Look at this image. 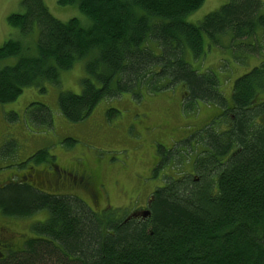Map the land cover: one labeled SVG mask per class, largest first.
Listing matches in <instances>:
<instances>
[{"label": "trees", "instance_id": "1", "mask_svg": "<svg viewBox=\"0 0 264 264\" xmlns=\"http://www.w3.org/2000/svg\"><path fill=\"white\" fill-rule=\"evenodd\" d=\"M204 1L57 0L77 5L92 22L83 25L77 18L58 20L43 0H23L25 12L9 17L25 38L37 29L38 40H8L0 48V59H18L0 69V104L16 101L31 87L46 93L49 84H61L62 72L84 61L81 94L59 95L62 120L78 124L101 102L124 95L142 99L179 85L185 111L198 103L221 107L226 130H203L195 147L203 149L196 178H164L149 198L146 219H119L117 210L114 216L93 213L83 200L46 194L17 175L0 189V214L21 219L45 211L49 218L0 264H264V123L258 121L264 104L254 103L264 94V65L236 79L228 108L218 76L200 73L189 62V55L203 58L204 36L217 46L226 34L234 42L253 36L264 27L263 5L231 0L200 24L187 22ZM37 105L44 114L38 126L52 125L48 107ZM39 155L38 163L48 153Z\"/></svg>", "mask_w": 264, "mask_h": 264}, {"label": "rangeland", "instance_id": "2", "mask_svg": "<svg viewBox=\"0 0 264 264\" xmlns=\"http://www.w3.org/2000/svg\"><path fill=\"white\" fill-rule=\"evenodd\" d=\"M22 1L0 0V48L8 40H22L26 43L31 40L36 45L37 29L25 38L18 28L9 23V17L25 12ZM229 1L231 0H205L186 20L195 25L200 24L207 15ZM261 1L264 8V0ZM43 2L58 20L66 22L77 18L83 25L92 24L77 5L62 6L57 0ZM204 40L209 45L207 49L211 50L207 51L204 58L189 59V62L200 73L217 72L221 76L220 89L226 98L230 97L233 83L239 78L237 76L244 70L264 63L262 49L250 50L245 43L241 45L242 48L226 45L227 36L218 42V47H221L218 49H214L217 45L206 36ZM257 51L258 56H247L249 53L257 54ZM17 60V57L0 59V69L14 66ZM84 68L85 62L79 61L71 70L62 72L60 85L49 84L46 93H39L36 88L31 87L25 89L16 101L0 104V154H11L7 158L0 155V182L16 177L19 169L22 172L19 165L25 162V165H42L43 167H36L39 169L51 167L45 156L44 161L39 163L37 160L41 155L29 159L35 153L47 150L49 156L56 157L57 164L62 167H57L60 171L63 169L73 170L78 174L87 173L97 182V201H93L86 190L74 191L71 196L83 200L92 208L93 213L108 211L114 216L112 211L117 210V217L122 219L130 216L136 208L147 205L151 194L164 186L165 175L182 178L194 174L192 160L187 158L181 159V166L174 169L171 168L173 165L170 160L171 164L165 168L168 173L162 174L156 166L157 157L160 156L158 151L168 155L170 143H175L176 138L184 133L189 136L196 131L195 127L189 125H205L217 109L199 104L200 109L195 105L191 110L185 111L182 108V87L177 85L173 90L142 99L124 95L118 100L101 102L84 122L67 124L57 110L59 95L68 92L81 94L82 80L87 76ZM36 103L45 105L50 110L54 120L52 128L51 125L38 126L39 122L44 121V114ZM30 117L37 122L30 121ZM220 122L218 120L214 128ZM224 129L222 127V131ZM68 138L75 143H67ZM11 141L14 143L10 144ZM178 149H182V146ZM69 190L63 191L62 196ZM48 218L49 213L43 211L28 218L12 219L16 221H2L15 231L25 234L29 232L28 239L33 236L32 224L44 223Z\"/></svg>", "mask_w": 264, "mask_h": 264}, {"label": "crops", "instance_id": "3", "mask_svg": "<svg viewBox=\"0 0 264 264\" xmlns=\"http://www.w3.org/2000/svg\"><path fill=\"white\" fill-rule=\"evenodd\" d=\"M258 1H260V2H262L261 0H258ZM262 5H263V3H262ZM260 14H263L264 15V8H263V6H262V9H261V11H260ZM225 36H227V42H226V45H230V44H232L234 47H236V48H242L241 47V45H243V43H245V44H247L248 45V47L250 48V50H258V49H262L263 51H264V27H259V28H257L256 29V33L253 35V36H251V37H247V39H244V40H242V41H240V40H237L236 42H234L233 40H232V36H231V34H226V35H223V36H220L219 38H218V42L222 39V38H225ZM249 40V41H248ZM224 47V46H223ZM207 48H209V46H208V44H206V42H205V49H204V52H205V54H204V56H203V58L207 55V51L208 50H211V49H207ZM218 48H221V47H214V49H218ZM247 51H248V48H247ZM259 51V50H258ZM258 51H257V54H253V53H249V54H247V56L249 55V58L250 57H254V56H258L259 54H258ZM211 52V51H210ZM249 52V51H248ZM189 58L191 59L192 57L189 55ZM192 60V59H191ZM190 60V61H191ZM241 60H243V59H241ZM264 64H261L260 66L258 65V66H256V67H254L253 69L252 68H250V69H247V70H244L243 72H242V74H240L239 76H237V77H239V78H242V77H244L245 75L247 76V75H249V74H251V72L254 70V69H259V68H261L262 66H263ZM236 69H239V67H236ZM252 69V70H251ZM250 71V72H249ZM246 73V74H245ZM215 74L218 76V79H219V81H220V75L217 73V72H215ZM238 79V78H237ZM236 81V80H235ZM235 81H234V83H235ZM234 83H233V91H232V93H231V95H230V97L229 98H226V96L224 95V97H225V99H226V101L229 103V105H227L228 106V108H231V107H233V94H234ZM254 103L256 104V105H258V107H261L262 106V104H264V94H260V95H258L257 96V98H255V101H254ZM199 104H201V105H203V103H198V104H194V106L196 105L199 109H200V107H199ZM205 105V104H204ZM193 106V107H194ZM209 106H211L212 107V109L213 108H216L217 109V112L216 113H214L210 118H209V121L205 124V125H201V126H196V125H189L190 127H195V129H196V131L192 134V135H187V134H182L181 136H179V137H177L176 138V140L177 141H175V143H170V145H171V150L169 151V154L167 155L166 153H160V151H158L159 152V154H160V156L159 157H157V161H156V166L159 168L158 170L162 173V174H167L168 173V171L165 169L168 165H170L171 164V162H170V160H172V165L173 166H171V168L172 169H174V167H180L181 166V159L183 160L184 158H187V159H189V160H192V169H193V171H194V174L192 175L193 177H195V174H196V171H195V161H196V159H197V156H198V154H199V152L200 151H202L203 149L202 148H199L198 149V152L196 151V149H195V147H196V143H197V141L199 140V138L201 139V138H203L204 136H205V134H204V129H206V128H212L213 129V131L214 132H217V133H221V132H224L225 130H226V125H223L226 121L224 120V119H219V117H222L223 115H224V112H223V110H222V108L221 107H218V106H216V105H209ZM199 109H198V111H199ZM16 116V115H15ZM27 118H28V116H27ZM16 119H17V116H16ZM264 119V111L262 112V113H260V115H259V123H261L262 122V120ZM67 124H68V122L65 120V119H63ZM218 120H221V122H220V125L219 126H217L216 128H214V126H215V124H216V122L218 121ZM53 123H54V120H53ZM214 123V124H213ZM53 125V124H52ZM52 125H51V128H52ZM223 125V126H222ZM44 126H46V125H44ZM44 126H42L41 125V127H44ZM50 126V125H49ZM222 127H225V129L222 131ZM197 134V135H196ZM14 143V141H11V143L10 144H13ZM187 143H189L188 144V146H186V144ZM192 143V144H191ZM9 144V143H8ZM180 146H182V149H178ZM160 148H162L161 147V145H160ZM41 151H43V150H41ZM46 152H47V150H45ZM38 153V152H37ZM37 153H35L32 157L34 158V157H36V154ZM48 153V152H47ZM2 157H4V158H7L8 156L10 157V155L11 154H0ZM32 157L31 158H29V159H32ZM167 157V158H166ZM196 157V158H195ZM166 158V159H165ZM201 158V157H200ZM45 159L50 163V166L51 167H47V169H49L50 171H54L55 169H58L57 167H59V168H62L61 166H59L58 164H57V162H56V157L54 156H49V154L48 155H46L45 156ZM165 160L167 161L168 160V163L167 164H165ZM26 163V162H25ZM23 164V163H22ZM21 164V165H22ZM31 164H33V163H31ZM44 165V164H43ZM20 166V165H19ZM42 165H27L26 167H24L23 168V170L21 169V173H20V169L17 171V175H18V177H21L23 174L24 175H26V177L30 180V182L32 183V179L30 178V176H29V173L30 172H32V171H34V170H40L39 168H36V167H41ZM43 167V166H42ZM26 169H28V171L26 172ZM41 169H45L46 170V168H41ZM59 170V169H58ZM60 171V170H59ZM61 172H70L72 175H78V176H80V178L82 177V176H86V177H91V185L90 186H92L91 187V189L94 191V190H96V185H97V182L95 181V179H94V177H92L91 175H89V174H87V173H82V174H78V173H76V171H73V170H63V169H61ZM190 176V175H189ZM17 177V176H16ZM16 177H14V178H12V179H9V180H6L7 182H5V181H1L0 182V189H2V188H4V186L5 185H7V183H9V182H12V183H14L15 181H16ZM167 176L165 175L164 176V178H166ZM168 177H173V176H168ZM79 178V179H80ZM3 182H5V183H3ZM87 182H88V180L86 179L84 182L82 181V184H80V185H78V186H75L73 189H71V186L69 185V183H68V186H67V188H64V189H61V191H62V193H63V191H67L68 189H70L69 190V192L67 193V194H63V195H65V196H70V197H73V196H71L70 194H72V192H74V191H80V190H82V188L87 184ZM3 183V184H2ZM33 184V183H32ZM9 185V184H8ZM91 196H92V194L91 193H89ZM149 204V200H148V203H147V205ZM139 208H141V207H139ZM2 219H3V217H1ZM7 219L8 220H6V221H16V220H12V219H20V218H16V217H7ZM21 219H23V218H21ZM28 234V233H27ZM26 234V235H27Z\"/></svg>", "mask_w": 264, "mask_h": 264}, {"label": "flooded vegetation", "instance_id": "4", "mask_svg": "<svg viewBox=\"0 0 264 264\" xmlns=\"http://www.w3.org/2000/svg\"><path fill=\"white\" fill-rule=\"evenodd\" d=\"M264 123V119L261 124ZM32 183L35 187L40 188L44 193L54 195V193L62 192L61 189L67 188L68 183L73 189L75 186L82 184L86 179L87 184L84 186L90 188L91 177L78 175H72L70 172H61L58 169L50 171L49 169L34 170L29 173ZM80 178V179H79ZM92 193L93 190H90ZM0 262H4L8 259L10 254H16L21 251L23 245L29 241L25 233L15 231L12 227H9L4 221L5 218H0ZM4 220V221H2ZM35 236V235H34Z\"/></svg>", "mask_w": 264, "mask_h": 264}, {"label": "water", "instance_id": "5", "mask_svg": "<svg viewBox=\"0 0 264 264\" xmlns=\"http://www.w3.org/2000/svg\"><path fill=\"white\" fill-rule=\"evenodd\" d=\"M143 219H146V218H148L149 216H150V212L148 211V210H144L142 213H141V215H140ZM136 217H138V214L137 213H133L130 217H129V219H131V218H136Z\"/></svg>", "mask_w": 264, "mask_h": 264}]
</instances>
